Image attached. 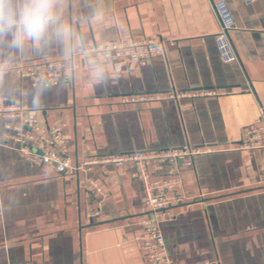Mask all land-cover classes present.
Instances as JSON below:
<instances>
[{"label":"crops","instance_id":"crops-1","mask_svg":"<svg viewBox=\"0 0 264 264\" xmlns=\"http://www.w3.org/2000/svg\"><path fill=\"white\" fill-rule=\"evenodd\" d=\"M231 11L238 61H221L213 3ZM87 49L110 42L160 38L165 53L146 66L118 67L78 49L67 60L58 45L20 56L0 80V107L26 106L41 127L64 125L72 164L133 151L214 147L178 161L175 218L161 224L175 264H264V148L239 150L264 109V0H59ZM109 74L95 86L88 56ZM67 60L69 79L33 86L18 69ZM211 89L180 113L174 101L123 103L127 96ZM182 101L181 103H186ZM8 120L0 114V138ZM13 123V121L11 122ZM15 123V122H14ZM168 166L154 164L152 178ZM94 180L102 193L94 192ZM148 216L144 188L128 166L96 164L87 173L58 174L0 148V264H147L141 252Z\"/></svg>","mask_w":264,"mask_h":264},{"label":"built area","instance_id":"built-area-1","mask_svg":"<svg viewBox=\"0 0 264 264\" xmlns=\"http://www.w3.org/2000/svg\"><path fill=\"white\" fill-rule=\"evenodd\" d=\"M252 2L254 0H246ZM213 12L219 23V30L215 35L218 53L223 63L238 61V55L230 39V32L235 29L231 11L223 1L213 3ZM86 53H94L103 61H113L118 67L133 63L146 66L152 58L165 53L164 42L160 38H149L125 42L118 40L101 46L87 49ZM70 66L67 60L38 62L21 67L18 73L21 78H31L33 86L50 87L66 82L69 79ZM218 93L211 89L170 91L165 94H142L123 97V103H137L171 100L174 101L180 113L192 107L193 100L216 96ZM186 103H181L182 101ZM0 114L8 120L5 132L0 138V148L16 152L22 159L34 166H53L61 175H70L80 171L87 173L96 164H113L128 166L131 177L141 182L144 188L145 210L138 217V224L144 229L141 246L142 256L147 264H175L169 255L166 240L160 230L161 224L175 218L174 207L184 204L188 196L175 193L181 184L178 161L186 167H191L194 158L216 151L213 147H171L158 151H133L102 158H95L85 162L72 164L68 157V145L64 139V125L51 127L39 126L26 106L18 105L11 108H1ZM261 117L253 126L247 128L239 144V150H254L264 148V109ZM13 121V123H11ZM15 122V123H14ZM154 164L168 166L167 175L162 179L152 178L150 168ZM93 193H102L101 188L92 179L87 180ZM12 264V263H7Z\"/></svg>","mask_w":264,"mask_h":264},{"label":"clouds","instance_id":"clouds-1","mask_svg":"<svg viewBox=\"0 0 264 264\" xmlns=\"http://www.w3.org/2000/svg\"><path fill=\"white\" fill-rule=\"evenodd\" d=\"M53 45L69 61L77 49L87 52L85 38L74 34L59 0H0V80L14 71L20 56L43 54ZM87 58L95 86L103 87L110 78L104 62Z\"/></svg>","mask_w":264,"mask_h":264}]
</instances>
